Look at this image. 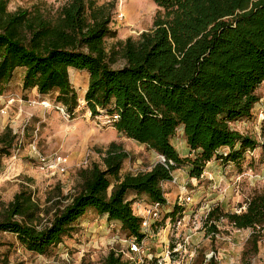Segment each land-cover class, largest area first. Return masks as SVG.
Returning <instances> with one entry per match:
<instances>
[{
    "label": "trees",
    "instance_id": "obj_1",
    "mask_svg": "<svg viewBox=\"0 0 264 264\" xmlns=\"http://www.w3.org/2000/svg\"><path fill=\"white\" fill-rule=\"evenodd\" d=\"M149 1L158 9L152 29L107 50L111 11L95 0H67L54 14L45 3L43 9L9 12L0 0V95L20 72L23 91L36 90L40 97L56 93V107L72 116L78 97L69 71L84 72L91 117L117 116L112 127L118 134L165 161L148 172L122 175L128 154L110 143L100 163L77 172L70 203L58 201L52 214L27 189L17 193L0 213V233L13 235L30 253L46 255L63 244L89 211L120 224L127 240L140 242L136 197L164 204L161 183L170 181L172 172L188 169L189 178L199 180L209 162L239 166L259 146L233 125L251 118L264 83V0ZM180 130L186 157L172 144ZM15 141L6 128L0 156L8 155ZM42 214L50 216L45 223ZM221 219L233 229L251 230L243 257L255 255L264 232V191L250 196L240 213L218 208L209 213L208 221ZM212 232L214 226L207 234ZM102 264L128 263L110 252Z\"/></svg>",
    "mask_w": 264,
    "mask_h": 264
},
{
    "label": "rangeland",
    "instance_id": "obj_2",
    "mask_svg": "<svg viewBox=\"0 0 264 264\" xmlns=\"http://www.w3.org/2000/svg\"><path fill=\"white\" fill-rule=\"evenodd\" d=\"M95 1L99 6L111 11L109 28L113 37L105 41L107 50L117 41L137 39L140 34L150 31L158 12L156 6L149 0H123L127 4L129 23L132 25L128 26L126 17L119 19L120 0ZM6 2L9 12L30 9L35 5L43 9L45 3L48 12L54 14L67 0H6ZM135 10L140 11L138 15L133 12ZM115 67H118V64ZM85 75L87 74L81 72L77 82L73 81L71 74L69 75L70 83L78 97V107L68 121L56 107V93L40 97L36 90H22L20 72L15 74L13 81L0 95V134L8 128L16 135L15 144L9 154L0 156V213L13 197L24 189L32 194L33 200L41 209L51 208L52 212L48 215L53 213L58 201L62 202V206L67 205L77 189V172L90 167L93 163H100L110 143L121 145L128 154V159L121 170L122 175L148 172L162 162L161 157L155 152L118 134L108 124L107 116L104 114L96 117L88 115L84 102L88 85V78L86 79ZM257 95L259 103L256 104L251 118L239 121L233 127L261 146L264 144V83L257 89ZM11 96H17L20 100L4 105ZM30 101L37 104L32 105ZM41 101L49 103L50 107L45 109L40 106L38 103ZM3 108L6 109L2 114ZM33 143L35 150L32 148ZM172 144L181 157L188 154L182 132H177ZM54 154L68 157L66 174L39 170L38 157H49ZM188 173V169L181 168L173 174L180 184H187L193 196V203L185 207L191 215L185 231H191L190 244L195 251V257L192 260H185L182 264H264V232L258 245V252L244 258L251 230L233 229L226 220H222L216 226L215 236L210 237L203 231L207 211L218 208L224 213H236L245 206L250 196L264 191L262 148L255 153L247 152L239 166L230 165V169L221 174L216 168L207 171L201 181L189 178ZM234 174L244 175L241 182L235 183ZM176 189L173 185L164 187V194L171 205L176 199ZM135 199L133 211L136 213L138 211L136 204H140L139 210L142 211L146 200L143 197ZM41 217L42 223H45L50 216L42 214ZM127 239L120 224L108 222L105 216L89 211L76 223L71 238L65 239L63 244L51 249L46 255L30 253L13 235L0 233V264H102L110 252L122 255L126 261ZM165 239L170 243L172 238L166 235ZM151 243L152 240L145 241L148 247L153 246L154 252L162 251L159 244Z\"/></svg>",
    "mask_w": 264,
    "mask_h": 264
},
{
    "label": "built area",
    "instance_id": "obj_3",
    "mask_svg": "<svg viewBox=\"0 0 264 264\" xmlns=\"http://www.w3.org/2000/svg\"><path fill=\"white\" fill-rule=\"evenodd\" d=\"M119 19L122 20V17L119 14ZM17 96H11L7 98L4 105H10L18 101ZM30 104H37L35 101H30ZM40 106L47 109L50 107V104L41 101L38 103ZM7 108V107H6ZM5 108V109H6ZM4 108L1 110L3 114L5 111ZM65 120L70 119V115L66 113L65 109L57 108ZM90 116V112L88 111ZM118 117L113 116L112 118L107 117L108 124H112L117 121ZM33 150H35V143H33ZM250 153V152H248ZM251 155V154H250ZM161 164H164V159L161 157ZM38 168L43 172H55L60 175H64L67 172L68 167V157L63 154H54L49 157H38L37 160ZM167 168V166H165ZM171 174V180L161 183V189L163 191V196L165 203H148L144 204L142 211L139 210L140 204H136L137 212L135 213L141 219L140 231L143 235V239L140 242L135 240H127V252L126 258L128 264H182L185 260H192L195 257V251L192 249L190 244L192 235L190 230L185 231L189 226L190 214L185 210V207L193 203V196L191 191L188 189L187 184H180L178 179ZM201 175V181L203 179ZM244 175L236 176L235 183L241 182V179ZM253 178V176H249ZM210 179V178H209ZM212 180V179H210ZM254 180V179H253ZM168 185L176 186L177 195L175 202L171 205L164 194V187ZM213 210V209H212ZM207 211V215L203 223V231L208 233V229L212 226L217 228V224L214 221H208L209 213L212 211ZM244 210V207L236 213H240ZM222 221V219L220 220ZM216 232L207 234L210 237L215 236ZM166 235L171 237V242L166 241ZM151 241L153 244H159L162 247L160 253L154 252L152 250L153 246L150 248L145 245V241ZM155 244V245H156Z\"/></svg>",
    "mask_w": 264,
    "mask_h": 264
},
{
    "label": "crops",
    "instance_id": "obj_4",
    "mask_svg": "<svg viewBox=\"0 0 264 264\" xmlns=\"http://www.w3.org/2000/svg\"><path fill=\"white\" fill-rule=\"evenodd\" d=\"M72 73H76L75 75H74V82H77L78 80H79V77H80V73L81 72H77V71H75V70H70L69 71V75L70 74H72ZM86 76V79L88 78L87 77V75H85ZM87 87H88V85H87ZM180 132H182V130H180ZM239 132V131H238ZM239 133H241V132H239ZM242 134V133H241ZM261 146L259 145L258 147H257V149L256 150H254V153L257 151V150H260L261 151ZM188 155V154H187ZM186 155V156H187ZM186 156H184V157H186ZM253 156H255L254 154H253ZM230 165L231 164H221V163H219V162H217V161H211V162H209L207 165H206V167H205V169H204V172H203V174L205 173V174H207V171H211V170H214L215 168L217 169V171H219V173L221 174V172H223V171H228V169H230ZM237 175L236 174H234V178L236 177ZM214 196H217L216 194H214ZM146 200V199H145ZM146 204H148V201L146 200ZM222 208V207H221ZM222 210V209H221ZM225 213H228V212H225Z\"/></svg>",
    "mask_w": 264,
    "mask_h": 264
},
{
    "label": "bare ground",
    "instance_id": "obj_5",
    "mask_svg": "<svg viewBox=\"0 0 264 264\" xmlns=\"http://www.w3.org/2000/svg\"><path fill=\"white\" fill-rule=\"evenodd\" d=\"M132 3V2H131ZM137 7V6H136ZM127 4L124 3L123 0H120V3H119V13H120V16L123 17V18H127V23H128V26H132L130 23H129V11H127ZM136 15H138V12H140L139 10H135L133 11ZM132 15V14H131ZM128 16V17H127ZM134 21V20H133ZM132 21V22H133ZM137 21V20H136Z\"/></svg>",
    "mask_w": 264,
    "mask_h": 264
}]
</instances>
